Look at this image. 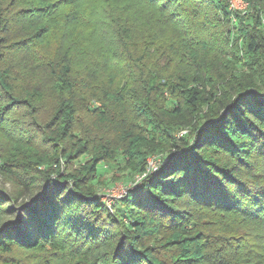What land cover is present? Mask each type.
Returning <instances> with one entry per match:
<instances>
[{
  "label": "trees",
  "instance_id": "16d2710c",
  "mask_svg": "<svg viewBox=\"0 0 264 264\" xmlns=\"http://www.w3.org/2000/svg\"><path fill=\"white\" fill-rule=\"evenodd\" d=\"M152 1L164 13L149 18L154 25L215 35L197 39V51L185 45L182 65L170 70L169 45L136 39L117 21L120 85L65 54L47 57V76L27 87L8 58L41 46L37 33L50 30H37V12L49 6L11 0L5 9L0 0V123H22L26 135L7 150L0 143V264H51L58 240L83 252L73 264H206L209 236L190 233L197 211L243 212L263 223L264 0H243V15L228 0ZM53 4L59 13L66 6ZM12 21L26 33L11 35ZM98 123L132 125L114 142ZM84 154L93 161L82 171L59 176V159ZM157 154L166 162L118 202L126 227L93 196L97 166L120 155L130 175H142ZM162 229L172 236L159 242Z\"/></svg>",
  "mask_w": 264,
  "mask_h": 264
},
{
  "label": "rangeland",
  "instance_id": "374dc122",
  "mask_svg": "<svg viewBox=\"0 0 264 264\" xmlns=\"http://www.w3.org/2000/svg\"><path fill=\"white\" fill-rule=\"evenodd\" d=\"M1 1L7 9L11 0ZM42 1L49 8L37 12V30L45 26L50 30L49 33L41 39H38L40 33H37V43L41 45L37 51L29 49L10 51L12 54L8 58V63L18 69V77L27 87H31L34 82L47 76L44 70L47 57H59L65 54L76 66L84 67L85 64H89L90 69L97 70L101 82L110 81L112 86L120 85L122 69L116 59L119 54V45L114 33V24L117 21L122 23L136 39L147 40L148 37L155 36L154 41H159L163 45L165 43L167 47L169 45L171 62L168 66L170 70L182 65L186 53L185 45L188 48L194 47L193 51H197L199 47L196 46L197 39L205 37L206 40L211 35L212 37L215 35L214 31L209 32L200 27L188 28L184 31L174 24L154 25L149 18H160L164 13L161 14L162 12L153 6L152 0H73L74 3L70 2L71 0H64L66 6L61 13L50 6L56 0ZM160 3L166 5L164 0ZM71 12L74 16H70ZM197 12L193 11L198 18ZM30 22H34V19ZM20 23L21 21L17 24L16 21L11 22L9 25L11 35L26 33V24L21 25ZM62 25H66V28H62ZM149 41L152 42L151 39ZM34 66L37 67V71L31 72L30 67ZM84 124L92 131L95 130L96 123ZM98 124L99 132L114 142L118 141L121 129H129L132 125V123ZM21 125L23 124L0 123V143L4 144L6 150L10 145L19 144L20 138L26 137ZM182 134L184 131L177 136ZM37 141L34 143L37 144V149H40ZM92 159L93 157L89 154L59 159V165L56 167L59 170V176L82 171L88 163L93 161ZM146 162L147 168L155 167V170L151 171L153 174L159 166L166 162V157L163 154H157L146 159ZM258 169L264 175V162L258 161ZM139 176L130 175V171L123 164L122 156L119 155L116 160L101 162L97 166L95 181L91 186L94 198L102 203L111 215H114L116 210L126 227H129V220L123 218L124 213L119 211L118 202L124 199L130 190L138 186L141 181L138 179ZM56 178L55 175L52 176L53 180ZM56 182L62 185V182L57 180ZM67 183L72 186L71 181ZM197 212L199 213L192 218L193 225L190 233H204L209 236L207 240L210 244L206 246L209 257L205 259L206 264H264V221L261 223L260 220L245 216L243 212L226 215L215 209ZM159 233V242H164L172 236L170 229H162ZM58 247L55 252L51 250L53 251L51 252L53 254H50L51 264H73L71 260L75 259L77 254L83 253L76 247H68V243L61 240H58ZM171 250L174 251L176 248H170Z\"/></svg>",
  "mask_w": 264,
  "mask_h": 264
},
{
  "label": "built area",
  "instance_id": "2783aa9c",
  "mask_svg": "<svg viewBox=\"0 0 264 264\" xmlns=\"http://www.w3.org/2000/svg\"><path fill=\"white\" fill-rule=\"evenodd\" d=\"M228 5H229V9L233 12H238L241 15H243L244 13H246V9H247V4L243 1V0H228ZM246 7V8H245ZM185 133V132H184ZM154 168V169H153ZM153 168H147L145 173H143L142 175L139 176L138 179H143L146 175L151 174L154 170L155 167ZM153 170V171H152ZM152 171V172H151Z\"/></svg>",
  "mask_w": 264,
  "mask_h": 264
},
{
  "label": "water",
  "instance_id": "95a60500",
  "mask_svg": "<svg viewBox=\"0 0 264 264\" xmlns=\"http://www.w3.org/2000/svg\"><path fill=\"white\" fill-rule=\"evenodd\" d=\"M164 163H165V162H164ZM164 163H163V164H164Z\"/></svg>",
  "mask_w": 264,
  "mask_h": 264
}]
</instances>
